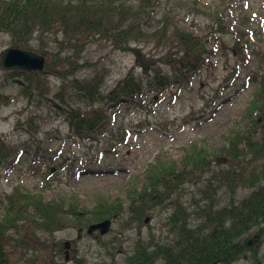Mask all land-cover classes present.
Returning <instances> with one entry per match:
<instances>
[{
  "label": "trees",
  "instance_id": "16d2710c",
  "mask_svg": "<svg viewBox=\"0 0 264 264\" xmlns=\"http://www.w3.org/2000/svg\"><path fill=\"white\" fill-rule=\"evenodd\" d=\"M163 1L0 0V34L10 36L12 47L37 52L47 60L42 72L8 71L0 61V108L12 101L4 87H18L27 105L37 108L30 112L27 121L30 135L37 137L35 117L38 109L50 105V79L56 78L60 86L54 98L66 110H55L66 114L75 137L85 139L108 121L103 106L106 100L119 103L131 99V104L143 106L147 88L165 90L175 80L186 82L189 75L199 71L210 51L206 38L176 25H172L171 31L169 12L156 15ZM239 1L222 0L221 4L226 6L230 2L231 6H238ZM208 13L207 28L213 40L225 51L242 54L251 44L249 33L243 29L233 32L220 6L210 7ZM148 22L159 25L154 37H169L168 46L158 40L157 45L163 50L159 54H148L142 47L143 37L148 36L144 31ZM250 23L248 14L239 16L241 28ZM229 36H235L233 46L227 43ZM52 41L58 44L57 50L50 48ZM97 41L109 43L113 50L131 53L135 58L126 77L109 94L105 93L109 72L99 71L94 63H82L87 47ZM255 50L259 68L252 72L257 87L245 117L248 124L243 131H229L227 147L211 156L207 150L194 146L182 161L180 171L173 161L159 158L150 170L145 188L132 193L129 208L119 200L99 197L96 206L81 209L76 195L46 201L42 194L15 188L4 196V213L0 214V264H57L64 244L50 240L49 235L68 228L88 229L105 220L124 219L125 225L141 224L148 211L173 202L172 196L186 184L198 187L203 202L198 204V216L204 218V223L192 228L188 210L180 201L173 202L175 211L169 220L172 230L177 232L175 240L150 245L140 239L125 264H264V51ZM87 68L92 75L80 78ZM167 68L173 76L165 75ZM139 69L150 78L142 77ZM41 149L37 147L36 155ZM9 155L0 138V164ZM217 156L228 158V164H215L213 157ZM223 189L230 195V202L220 207L218 196ZM239 189L255 190L238 200ZM101 239L99 236L98 240ZM74 261L87 264L76 256Z\"/></svg>",
  "mask_w": 264,
  "mask_h": 264
},
{
  "label": "rangeland",
  "instance_id": "374dc122",
  "mask_svg": "<svg viewBox=\"0 0 264 264\" xmlns=\"http://www.w3.org/2000/svg\"><path fill=\"white\" fill-rule=\"evenodd\" d=\"M221 1H163L156 15L163 16L169 12L171 31L172 25H176L206 38L210 55L186 82L175 80L165 90L147 88L143 106L131 104L130 99L119 103L106 100L103 106L108 121L85 139L75 137L69 129L66 114L56 112L66 110L58 109L56 105L59 102L54 94L60 86L56 78L50 79L53 91L49 96L50 105L46 109H38L35 117L37 137L30 135L31 127L27 124L30 112L36 111V106L27 105L20 97L18 87H4L12 101L0 108V138L10 151L8 158L0 164V214L4 213V196L17 187L42 194L46 201L69 199L76 195L81 209L93 208L99 197L112 202L119 200L129 208L132 193L145 188L150 170L159 158L173 161L180 171L182 161L194 146L215 156L228 146L230 130H245L248 106L257 87L252 74L259 68L255 49L264 51V0H240L238 6H231L230 2L223 6ZM214 5L226 12V23L233 32L241 29L239 16L242 13L250 16L251 23L243 30L249 33L251 44L242 54L225 51L209 33L208 11ZM150 22L144 26L148 36L143 37L142 47L148 54H159L163 50L157 45L158 40L168 46L169 37H154L159 25H150ZM226 40L229 46H233L235 36ZM10 42L9 35L0 34V61L2 53L11 47ZM34 44L37 45L36 42ZM50 48L57 50L58 44L52 41ZM86 62L94 63L99 71L106 69L109 72L105 88V93L109 94L126 77L135 58L131 53L113 50L109 43L97 41L84 52L82 63ZM138 72L145 79L150 78L142 69ZM92 73L87 68L79 77L85 78ZM165 75L173 76L169 68ZM38 146L42 149L36 155ZM213 158L215 164L224 165L217 161L220 156ZM253 191L239 189L237 199L243 200ZM218 198L220 207L230 202L226 189L220 191ZM172 200L180 201L188 210L191 227L196 229L204 222V218L198 216V204L203 205V202L197 186L184 185ZM173 202L148 211V223L144 220L141 224L125 225L124 219L113 223L101 240H98L99 232L88 235L87 229L80 233L79 228L49 235L50 240L63 244L72 242L70 259H65L63 250L57 264H76L75 256L85 259L87 264H125L128 254L134 251L140 239L150 245L173 242L177 237L169 220L175 211ZM262 249L264 252V246Z\"/></svg>",
  "mask_w": 264,
  "mask_h": 264
},
{
  "label": "water",
  "instance_id": "95a60500",
  "mask_svg": "<svg viewBox=\"0 0 264 264\" xmlns=\"http://www.w3.org/2000/svg\"><path fill=\"white\" fill-rule=\"evenodd\" d=\"M2 64L7 70L43 71L46 65V58L32 51L9 48L4 52ZM224 161L227 162V159ZM111 225L112 222L106 220L92 225L88 232L92 234L94 231L99 230L101 235H105L109 232ZM70 246V242L65 243L67 250L70 249ZM68 253L67 251V260H69Z\"/></svg>",
  "mask_w": 264,
  "mask_h": 264
}]
</instances>
